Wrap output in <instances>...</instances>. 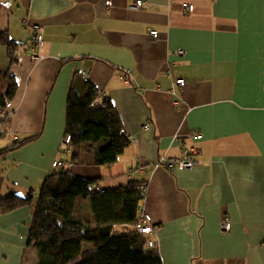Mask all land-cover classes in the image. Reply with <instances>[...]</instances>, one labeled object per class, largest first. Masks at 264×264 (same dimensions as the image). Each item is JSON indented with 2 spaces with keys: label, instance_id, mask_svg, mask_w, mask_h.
Instances as JSON below:
<instances>
[{
  "label": "crops",
  "instance_id": "1",
  "mask_svg": "<svg viewBox=\"0 0 264 264\" xmlns=\"http://www.w3.org/2000/svg\"><path fill=\"white\" fill-rule=\"evenodd\" d=\"M1 1L10 7L0 8V31L19 47L9 66L0 45V74L16 83L0 113V152L10 149L0 155V202L36 201L62 162L95 181L93 192L145 184L161 264H264V0H141L147 8L137 11L128 8L136 0ZM25 19L42 31L38 63ZM81 73L129 140L111 166H74L62 146L68 90ZM14 137L27 142L13 148ZM184 147L197 150L191 170L154 166ZM32 208L0 211V264H25ZM75 216L95 228L89 199L76 200Z\"/></svg>",
  "mask_w": 264,
  "mask_h": 264
},
{
  "label": "trees",
  "instance_id": "2",
  "mask_svg": "<svg viewBox=\"0 0 264 264\" xmlns=\"http://www.w3.org/2000/svg\"><path fill=\"white\" fill-rule=\"evenodd\" d=\"M29 24H33L29 19L23 21L28 29ZM31 36L30 32V40ZM0 45L6 48L9 66L15 65L19 45L4 31H0ZM15 92L14 78L8 71L1 73L0 113ZM96 99L98 92L89 82L72 80L65 109V136L70 137L68 150L74 166H111L129 145L112 103L104 100L96 106ZM26 142H14L13 148ZM62 168L46 176L36 201L31 194H10L0 202L2 213L33 207L26 244V249L35 254L33 264H161L156 251L145 248L147 237L135 230L141 219L139 207L145 184L131 181L97 193L93 192L95 181ZM77 199H89L95 228L76 218ZM117 226L130 229L115 231Z\"/></svg>",
  "mask_w": 264,
  "mask_h": 264
},
{
  "label": "built area",
  "instance_id": "3",
  "mask_svg": "<svg viewBox=\"0 0 264 264\" xmlns=\"http://www.w3.org/2000/svg\"><path fill=\"white\" fill-rule=\"evenodd\" d=\"M103 4L106 8L111 7V2L108 0H106ZM0 7L8 9L10 7V3L0 0ZM128 8L131 11L143 10L147 8V4L141 0H136L131 5H129ZM181 10L182 13L188 14L193 12L194 7L193 5L184 3L181 4ZM29 29L32 36H31V40L29 41V47L27 49L29 51L31 62L38 63L41 60V56L38 52V48L42 45L43 42L42 31L40 27L36 24H29ZM150 35L152 36L153 39L157 38V32L155 31H152ZM176 53L179 57H183L184 55V52L180 49L177 50ZM80 76L82 80L86 81V76L83 73H81ZM184 84L185 81L183 79H176L172 83V85L178 89H182ZM263 101H264V87H263ZM94 105L96 106L100 105L98 99L94 101ZM143 129L144 130L149 129V125L148 124L144 125ZM13 140L14 142H17L16 141L17 138H14ZM69 140L70 137L66 136L63 141V145L67 146ZM196 155H197V150L195 148L184 147L181 156L179 158H160L156 161L154 166L164 167L168 170H191L196 165V161L194 159ZM52 165L53 167H58V168L62 167V164L60 162H54ZM145 194H146V190L144 189L141 192V197L143 198V201L145 198ZM139 208L141 211V219H140V223L136 226L135 230L139 234L145 235L147 237L145 248L148 250L156 251L158 248V244L154 239H152V237L154 236L157 227L156 225H153L151 223L150 216L143 212V204H141ZM230 229H231L230 221L226 217H223L219 224L220 232L225 234L228 233Z\"/></svg>",
  "mask_w": 264,
  "mask_h": 264
},
{
  "label": "rangeland",
  "instance_id": "4",
  "mask_svg": "<svg viewBox=\"0 0 264 264\" xmlns=\"http://www.w3.org/2000/svg\"><path fill=\"white\" fill-rule=\"evenodd\" d=\"M0 8H2V7H0ZM2 9H5V8H2ZM16 141H18V140H16ZM62 146L66 148L68 145L67 146L62 145ZM67 156H68L67 155V152L65 153V151L63 152V150H61V152H60V158L61 159H67ZM61 164H62V167H63L62 169H67L68 164L62 163V162H61ZM52 168L55 169V170H59L58 167H53V165H52ZM34 262H35V254H34V252L32 250H28L27 253H26L25 264H33Z\"/></svg>",
  "mask_w": 264,
  "mask_h": 264
}]
</instances>
